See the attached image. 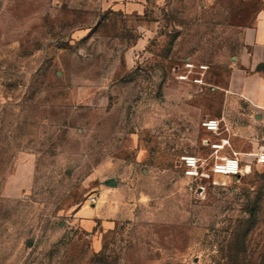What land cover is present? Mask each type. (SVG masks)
I'll return each mask as SVG.
<instances>
[{"label": "rangeland", "instance_id": "rangeland-1", "mask_svg": "<svg viewBox=\"0 0 264 264\" xmlns=\"http://www.w3.org/2000/svg\"><path fill=\"white\" fill-rule=\"evenodd\" d=\"M259 6L0 0V264H264V164L180 165L226 105L262 134L226 91Z\"/></svg>", "mask_w": 264, "mask_h": 264}, {"label": "crops", "instance_id": "crops-1", "mask_svg": "<svg viewBox=\"0 0 264 264\" xmlns=\"http://www.w3.org/2000/svg\"><path fill=\"white\" fill-rule=\"evenodd\" d=\"M259 3V9L252 23L243 32L244 46L237 56V66L231 71L226 91L228 98L238 97L248 104L253 117L262 126V134L250 135V132L247 134L245 127L240 126L238 122L235 126L232 118L228 115L227 105L223 116L214 118L220 121V125L223 120H226L228 129L232 121L233 132L229 130V133L221 138V140H228L225 147H233L234 143H240L247 139L250 150L233 148L242 159L244 157L250 159L251 153L264 151V0H259Z\"/></svg>", "mask_w": 264, "mask_h": 264}, {"label": "built area", "instance_id": "built-area-1", "mask_svg": "<svg viewBox=\"0 0 264 264\" xmlns=\"http://www.w3.org/2000/svg\"><path fill=\"white\" fill-rule=\"evenodd\" d=\"M203 124L211 131L218 132L220 130V121L217 119H207ZM228 140L213 142L214 151L211 154L210 168L206 169V160L195 154H185L180 158V165L183 167L187 176L195 178L208 177L211 174H228L242 175L251 170L253 163L264 164V151L251 153L249 160L242 159L238 152L232 154H222L225 144ZM249 166V169H248Z\"/></svg>", "mask_w": 264, "mask_h": 264}, {"label": "water", "instance_id": "water-1", "mask_svg": "<svg viewBox=\"0 0 264 264\" xmlns=\"http://www.w3.org/2000/svg\"><path fill=\"white\" fill-rule=\"evenodd\" d=\"M111 185H116L117 184V181L115 178H111L110 181Z\"/></svg>", "mask_w": 264, "mask_h": 264}]
</instances>
